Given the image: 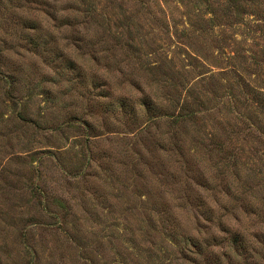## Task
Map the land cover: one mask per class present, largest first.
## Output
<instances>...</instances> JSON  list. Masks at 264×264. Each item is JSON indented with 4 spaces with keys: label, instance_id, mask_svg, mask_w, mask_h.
<instances>
[{
    "label": "rangeland",
    "instance_id": "374dc122",
    "mask_svg": "<svg viewBox=\"0 0 264 264\" xmlns=\"http://www.w3.org/2000/svg\"><path fill=\"white\" fill-rule=\"evenodd\" d=\"M223 11L0 0V264H264V0Z\"/></svg>",
    "mask_w": 264,
    "mask_h": 264
},
{
    "label": "trees",
    "instance_id": "16d2710c",
    "mask_svg": "<svg viewBox=\"0 0 264 264\" xmlns=\"http://www.w3.org/2000/svg\"><path fill=\"white\" fill-rule=\"evenodd\" d=\"M255 3V0H221V4L223 5L224 11L223 15L226 16L227 18L231 15L238 16L248 14L252 12V6ZM248 83L250 82H244L245 86L248 87ZM252 94V98H255V105L261 107V111L264 113V91L258 88H254L253 86L249 90ZM196 101V102H195ZM195 104L199 106L198 108H195L193 104L190 103H184L182 104L178 111L177 114L174 115V121L186 118L187 120H194L195 117L197 116V112L202 110L200 109V106L203 105V101L195 99ZM250 124V123H249ZM253 128V127H252ZM256 129V127H254ZM251 129V128H250ZM205 211H208V209H205ZM206 217H209L206 216ZM219 224L222 226V222L220 221ZM226 228L224 230V233L227 234L226 236H223L221 240L223 241H230L231 245L234 247H240L243 246L245 243V237L243 236L242 233H240L239 230L237 229H232V228ZM216 239V238H214ZM187 243H189L192 247L195 249L200 248V243L198 239H195L191 236H187Z\"/></svg>",
    "mask_w": 264,
    "mask_h": 264
}]
</instances>
